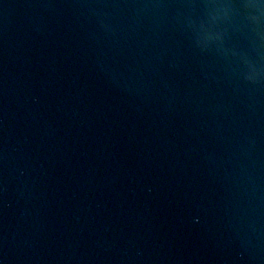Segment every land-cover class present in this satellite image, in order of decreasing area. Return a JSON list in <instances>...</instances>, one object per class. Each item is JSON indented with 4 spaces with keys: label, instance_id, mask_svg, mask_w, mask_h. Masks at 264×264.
Segmentation results:
<instances>
[{
    "label": "water",
    "instance_id": "obj_1",
    "mask_svg": "<svg viewBox=\"0 0 264 264\" xmlns=\"http://www.w3.org/2000/svg\"><path fill=\"white\" fill-rule=\"evenodd\" d=\"M0 264H264V0H0Z\"/></svg>",
    "mask_w": 264,
    "mask_h": 264
}]
</instances>
